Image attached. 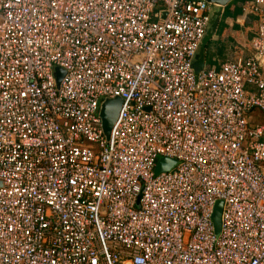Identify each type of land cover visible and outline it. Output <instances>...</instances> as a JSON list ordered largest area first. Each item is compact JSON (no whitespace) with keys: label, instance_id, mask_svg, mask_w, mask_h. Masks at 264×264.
<instances>
[{"label":"built area","instance_id":"built-area-1","mask_svg":"<svg viewBox=\"0 0 264 264\" xmlns=\"http://www.w3.org/2000/svg\"><path fill=\"white\" fill-rule=\"evenodd\" d=\"M214 6L0 0V264H264V0L195 74Z\"/></svg>","mask_w":264,"mask_h":264},{"label":"water","instance_id":"water-1","mask_svg":"<svg viewBox=\"0 0 264 264\" xmlns=\"http://www.w3.org/2000/svg\"><path fill=\"white\" fill-rule=\"evenodd\" d=\"M208 1L209 3L214 4L216 6V9H213V11L211 12V16L205 28L204 35L192 59L191 66L193 67L195 74H197L200 70L204 68L206 62V49L218 28L222 15L221 9H223V7L232 0H208ZM53 70L55 71L56 83L58 84L63 75V70H61L59 67H56ZM120 104H121V99L119 97H114L112 99H106L101 105L100 118L102 122L101 124L103 128V132L106 138H108L109 132L114 124L113 122H115L116 120L117 113L120 108ZM174 165H175V160L162 157L157 161L155 172L157 173L161 171H167L171 169ZM0 185H1V181H0ZM220 210H221V201H217L215 203L212 214V220L216 232H218L217 230L219 229Z\"/></svg>","mask_w":264,"mask_h":264},{"label":"crops","instance_id":"crops-1","mask_svg":"<svg viewBox=\"0 0 264 264\" xmlns=\"http://www.w3.org/2000/svg\"><path fill=\"white\" fill-rule=\"evenodd\" d=\"M243 1H245V0H232V2L227 3L223 7V9H221L222 10V14L224 12H228L229 13L230 11L233 13L235 11V9H238L239 13H237V16L234 15V18H232V19L227 16L226 18H224V19H226V21H224V20L220 21L219 24L222 22L223 25H224L223 29H222L220 34L215 33L213 38H212V40L214 42L215 41L227 40V42L229 41L228 50L229 49H233L234 50V52H232V54L233 53H237V52H243V50H245V54L244 55L247 56L251 52V50H250V41H251V38L253 37V35L255 34V25H254L252 20H247L244 17H243L242 23L239 21L238 17L240 15L242 17V12L240 10V4ZM233 20L234 21H238L240 23V25L235 23V22H234V25H233L231 23V21H233ZM246 23H247V25H246ZM242 24H244V25H242ZM245 27L247 28V30H248V27H250L251 29L246 31V29H244ZM242 29H244V30H242ZM242 38H244L246 40L248 39L249 40V42H248L249 45H246V47H242L243 45L240 42V39H242ZM238 45H239V47H238ZM211 49H212V45L210 47V50ZM229 52H230V50H229ZM207 56H209L208 49H206V58H207ZM241 56L242 55H238V56L237 55H235V56L232 55V58H230V59L229 58L227 59L228 56H226L223 60H221L218 63H216V62L212 63L211 62V65H209V66L210 67L211 66L212 67H218L219 64H221L223 62L233 61V60H235V59H237L238 57H241ZM204 67L206 68V66H204Z\"/></svg>","mask_w":264,"mask_h":264},{"label":"rangeland","instance_id":"rangeland-1","mask_svg":"<svg viewBox=\"0 0 264 264\" xmlns=\"http://www.w3.org/2000/svg\"><path fill=\"white\" fill-rule=\"evenodd\" d=\"M230 2H232V1H230ZM213 9H216V6H214ZM213 9L211 11H213ZM227 16L229 18H231V19L234 18V12L232 13L230 11ZM235 16H237V15H235ZM238 19L242 23L243 16L241 17V15H240L238 17ZM224 21H226V19H224ZM234 22L240 25V23L238 21H234V20L231 21V23L233 25H234ZM242 25H244V24H242ZM246 25H247V23H246ZM244 29H246V31H248L251 28L248 27V30H247V28L245 27ZM244 29H242V30H244ZM240 42L243 45L242 47H246V45H249V43H248L249 40L248 39L246 40V39L242 38V39H240ZM211 45H212V49L210 50ZM228 46H229V41L227 42V40H224V41H215V42L213 40H211V42H209V44L207 46V49H208V52H209V56H207L206 62H205V65L204 66H206V68H208V67H210L209 65H211V62L212 63H214V62L218 63L221 60H223L226 56H228L227 59L228 58L229 59L232 58V55L233 56H235V55H237V56L238 55H242L241 57H244L245 56L244 55L245 54V50H243V52H237V53H233L232 54V52H234V50L233 49H229L230 50V52H229ZM238 47H239V45H238ZM253 116H254V118H257L256 119L257 122L264 123V113H260V112L254 111ZM212 223H213V220H212ZM213 226H214V224H213ZM219 228H220V216H219Z\"/></svg>","mask_w":264,"mask_h":264},{"label":"trees","instance_id":"trees-1","mask_svg":"<svg viewBox=\"0 0 264 264\" xmlns=\"http://www.w3.org/2000/svg\"><path fill=\"white\" fill-rule=\"evenodd\" d=\"M237 13H239V10H238V9H235V11H234V15H237ZM227 15H228V12H224V13L221 15V19H220V21H223L224 18L227 17ZM223 26H224V25H223V23L221 22V23L218 25V28H217V30H216L215 33L220 34L221 31H222V29H223Z\"/></svg>","mask_w":264,"mask_h":264}]
</instances>
